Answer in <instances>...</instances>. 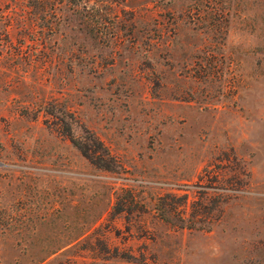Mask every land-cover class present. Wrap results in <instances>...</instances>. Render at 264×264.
I'll list each match as a JSON object with an SVG mask.
<instances>
[{
	"label": "rangeland",
	"instance_id": "374dc122",
	"mask_svg": "<svg viewBox=\"0 0 264 264\" xmlns=\"http://www.w3.org/2000/svg\"><path fill=\"white\" fill-rule=\"evenodd\" d=\"M0 264H264V0H0Z\"/></svg>",
	"mask_w": 264,
	"mask_h": 264
},
{
	"label": "trees",
	"instance_id": "16d2710c",
	"mask_svg": "<svg viewBox=\"0 0 264 264\" xmlns=\"http://www.w3.org/2000/svg\"><path fill=\"white\" fill-rule=\"evenodd\" d=\"M67 134L78 150L95 166L110 171H115L120 166L103 142L94 134L86 131L79 139L71 137L70 132Z\"/></svg>",
	"mask_w": 264,
	"mask_h": 264
}]
</instances>
